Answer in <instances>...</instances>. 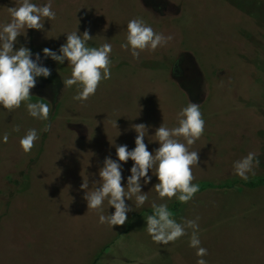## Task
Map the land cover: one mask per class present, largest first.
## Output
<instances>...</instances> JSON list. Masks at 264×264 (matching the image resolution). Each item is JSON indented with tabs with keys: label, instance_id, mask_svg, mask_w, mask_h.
I'll use <instances>...</instances> for the list:
<instances>
[{
	"label": "rangeland",
	"instance_id": "1",
	"mask_svg": "<svg viewBox=\"0 0 264 264\" xmlns=\"http://www.w3.org/2000/svg\"><path fill=\"white\" fill-rule=\"evenodd\" d=\"M13 6L18 0H0V25L11 20L8 7ZM52 7L56 18L45 20L42 30L27 29L15 47L43 55V48L58 50L67 33L87 29L93 37L89 46L111 43V65L120 69L111 70V78L80 102L73 100L76 85L63 88L71 65L45 59L51 75L38 78L30 91L32 102L49 103V119L29 116L24 102L12 110L0 107V136L8 134L7 143L0 142V246L5 242L6 248L3 253L0 247V264H196V250L188 243L191 229L168 244H157L148 235L144 218L154 200L166 201L178 222L198 218L208 264H249L244 255L234 254L236 248L230 252V239L202 233L227 217L229 199L264 195V188L240 183L244 180L233 169L234 161L254 152L260 163L248 180L264 177V0H52ZM137 17L173 39L134 59L121 43L128 21ZM189 101L200 104L205 120L203 134L189 146L199 155L197 165L190 166L192 183L233 182L234 187L206 188L187 203L175 197L162 201L153 175L142 186L148 195L142 207L135 206L134 198L126 201L133 210L124 225L100 224L98 212L87 209L80 185L88 176L91 188L102 166L97 161L94 169L87 168L85 154L116 159L115 146L133 149L137 123L148 127L144 142L153 151L159 146L155 129L162 122L178 126L177 113ZM100 124L107 129L96 131ZM30 128L40 139L26 153L19 141ZM95 133L104 136L102 144L92 142ZM132 163H123L124 177ZM103 208L105 214L114 212L107 200Z\"/></svg>",
	"mask_w": 264,
	"mask_h": 264
},
{
	"label": "clouds",
	"instance_id": "2",
	"mask_svg": "<svg viewBox=\"0 0 264 264\" xmlns=\"http://www.w3.org/2000/svg\"><path fill=\"white\" fill-rule=\"evenodd\" d=\"M11 20L0 25V107L12 110L19 108L24 102L29 116L34 119L47 121L49 119V103L43 100L31 101V89L40 77L48 78L51 69L45 66L43 60L51 59L58 64L71 65V75L62 79L63 88L76 85L78 91L73 100L86 101L96 93L98 85L103 80L111 78V43L105 42L99 47H91L88 42L92 40L86 29L78 34V28L66 34V41L58 50L43 48L41 53H32L31 49L20 45L18 37L26 36L27 29L42 30L45 20L56 18V11L52 7V0L46 3H34L33 0H18V6L8 7ZM173 39L172 35L165 36L154 31L151 25L143 18L130 19L127 23V35L121 48L130 52L134 59H139L144 50L154 51L163 47ZM178 126L167 127L163 122L155 129V142L158 147L149 151L144 142L148 132L145 124H135V147L129 150L126 144L115 146L116 159L107 156L103 166L98 170L99 180L92 183L83 177L80 188L84 191V200L87 209L98 212V222L113 227L124 225L128 219L127 214L133 210L132 204L126 203L135 200L137 208L142 207L148 200L147 192L142 186L148 185L156 177L157 183L153 185L159 198L169 199L175 197L181 203H187L199 191V184L194 180L192 168L199 160L198 151H190L189 146L195 143L204 132L200 104L190 102L177 113ZM116 127L117 122H115ZM51 125H47V131ZM15 131H19L17 126ZM120 135V132H118ZM117 135V136H118ZM183 137L184 142H180ZM40 139L35 128H30L20 138V146L24 152H30L34 142ZM8 134L0 136V142L7 143ZM131 160L130 175H122L123 163ZM123 162V163H122ZM256 153L249 152L246 156L233 162L234 173L243 180H248L249 174L254 175V168L259 166ZM153 169L155 173L153 174ZM151 170L152 175H149ZM122 180L126 183L122 184ZM107 200L114 212L105 214L103 204ZM151 213L144 220L148 235L157 244H168L188 234L189 247L196 250L198 257L196 264H208L204 259L208 250L201 246L199 237V224L196 219H186L178 222L169 210L166 201L151 203Z\"/></svg>",
	"mask_w": 264,
	"mask_h": 264
},
{
	"label": "crops",
	"instance_id": "3",
	"mask_svg": "<svg viewBox=\"0 0 264 264\" xmlns=\"http://www.w3.org/2000/svg\"><path fill=\"white\" fill-rule=\"evenodd\" d=\"M118 66L119 65H111V70L120 69ZM102 126L103 125L100 124L98 129H96L94 128L93 125V128L96 131H103L107 129L105 128V126H104L105 129H103ZM95 134L96 137L92 142L94 143L98 142L99 145L102 144L104 141L103 140L104 136L98 135L97 133ZM106 155L109 156L110 154H106ZM89 157H90L89 154L86 153L85 160L88 166L87 168L94 169V164L97 161H100L98 162L99 166H103V161L105 156H103L102 154H100L99 156L101 160L91 159ZM257 187L264 188V184L259 185ZM228 205L230 207L228 208L229 211L227 213V217L222 221H220L219 224L211 227L210 231L203 232L202 236L211 239L213 238L215 239V237L216 239L218 238L230 239L229 242L232 245L230 252L232 251L233 248H236V250L233 249L234 254L244 255L246 260L243 262L245 263L258 264L264 262V195L259 197H252V198L249 197L233 198V199L231 198L228 200L226 206ZM213 215L216 214L213 213ZM223 223H225L226 226L223 227ZM228 223L233 230V235L231 238L229 236V233L226 231ZM216 226L218 227L217 230H215ZM241 243L242 245L245 246L244 248L237 247ZM4 245L5 242H1L0 247L3 253L6 251ZM257 248L258 250H255ZM242 251H246V253H241Z\"/></svg>",
	"mask_w": 264,
	"mask_h": 264
},
{
	"label": "trees",
	"instance_id": "4",
	"mask_svg": "<svg viewBox=\"0 0 264 264\" xmlns=\"http://www.w3.org/2000/svg\"><path fill=\"white\" fill-rule=\"evenodd\" d=\"M240 183H242L244 186L246 187H251V188H254V187H257L259 185H262L264 184V177H258L256 179H250V180H244V181H240ZM199 191H202L206 188H221V187H234V183L233 182H227V183H223V184H216V183H212V182H202V183H199ZM198 191V192H199ZM177 203H180L179 201H177ZM105 252V248L102 249L100 251V253L98 254L97 258L102 255L103 253Z\"/></svg>",
	"mask_w": 264,
	"mask_h": 264
}]
</instances>
